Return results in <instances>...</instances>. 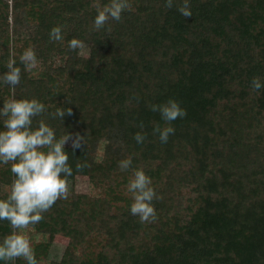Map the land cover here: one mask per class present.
<instances>
[{"label": "trees", "instance_id": "16d2710c", "mask_svg": "<svg viewBox=\"0 0 264 264\" xmlns=\"http://www.w3.org/2000/svg\"><path fill=\"white\" fill-rule=\"evenodd\" d=\"M107 2L0 0V75L10 58L21 67L14 90L0 83V106L35 97L46 111L34 125L44 119L57 137L84 139L64 146L73 168L67 198L26 228L66 240L48 264H264V89L251 87L253 77L264 80V0H190L188 17L175 0L171 8L129 0L119 21L93 30L97 5ZM56 25L62 41L49 39ZM71 38L89 43L86 55L68 47ZM29 47L37 63L25 70L19 57ZM168 98L186 115L170 122L165 143L154 128L166 122L149 105ZM57 107L71 114L61 121ZM127 156L132 168L122 172ZM136 167L160 197L154 221L129 211ZM77 177L96 192L74 190ZM13 179L10 163L0 164V198ZM12 230L0 220V238ZM48 243L30 241L38 264Z\"/></svg>", "mask_w": 264, "mask_h": 264}, {"label": "clouds", "instance_id": "9594fccd", "mask_svg": "<svg viewBox=\"0 0 264 264\" xmlns=\"http://www.w3.org/2000/svg\"><path fill=\"white\" fill-rule=\"evenodd\" d=\"M177 10L183 17L193 14L190 0H175ZM174 0H165V6L173 7ZM129 0H108L102 6L97 5L96 15L92 21L93 30L106 26L109 20L119 21L121 14L129 9ZM49 39L62 41L64 39L62 26H53L49 31ZM82 42L78 38H71L68 47L78 49ZM25 70L31 69L37 63L35 51L29 47L19 57ZM7 71L0 75V83L15 89L21 81V67L17 66L14 58H10L6 65ZM251 87L257 91L264 89V80L253 77ZM151 111L158 112L164 127L157 125L161 142H167L169 135L175 132L171 121L182 118L186 110L175 98H168L160 103L149 105ZM46 111V105L35 97H12L3 100L0 106V164H9L14 176L10 190L5 198H0V220H7L13 229L0 238V264H14L16 258H23L26 264H38L29 236L23 231L27 226L39 223L46 212L57 199L68 196V177L73 174L69 164V154L65 151V144L72 141L73 150L81 148L83 137L77 133L74 138L69 133L57 137L56 131L44 119L33 124V118ZM65 114H71V108L57 107L52 113L62 121ZM139 127L143 129V122ZM135 141L140 144L145 140V133L137 131ZM87 162H77L76 169L87 167ZM119 169L124 172L132 168V157L127 156L118 161ZM127 191L132 195L129 211L138 216L141 223L154 221L156 209L154 199H159L152 186L151 177L145 171L136 167L127 181Z\"/></svg>", "mask_w": 264, "mask_h": 264}, {"label": "rangeland", "instance_id": "374dc122", "mask_svg": "<svg viewBox=\"0 0 264 264\" xmlns=\"http://www.w3.org/2000/svg\"><path fill=\"white\" fill-rule=\"evenodd\" d=\"M82 45L79 47L80 48V53L82 55L87 54L88 47L83 41ZM72 187L74 190L78 192H85V193H94L96 192L93 187L91 186L89 180L87 177H77L74 182L72 183ZM23 231L29 236L30 241L34 242H43L47 241L49 242L47 245V255L41 259L39 262L40 264H48V260L51 258H56L59 256V254L62 252L64 244L66 243V240L62 236H53L48 238L46 235H43L39 232H34L30 228H25Z\"/></svg>", "mask_w": 264, "mask_h": 264}]
</instances>
